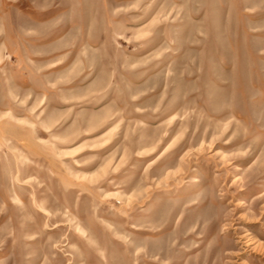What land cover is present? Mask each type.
Wrapping results in <instances>:
<instances>
[{
	"label": "rangeland",
	"instance_id": "374dc122",
	"mask_svg": "<svg viewBox=\"0 0 264 264\" xmlns=\"http://www.w3.org/2000/svg\"><path fill=\"white\" fill-rule=\"evenodd\" d=\"M0 264H264V0H0Z\"/></svg>",
	"mask_w": 264,
	"mask_h": 264
},
{
	"label": "crops",
	"instance_id": "0c3cea01",
	"mask_svg": "<svg viewBox=\"0 0 264 264\" xmlns=\"http://www.w3.org/2000/svg\"><path fill=\"white\" fill-rule=\"evenodd\" d=\"M56 1H59V0H56ZM65 1H66V0H62V2H65ZM50 6H51L52 9L55 7V5H54L53 2H51L49 5L47 4V7L50 8ZM64 7H65V6H64ZM64 7L62 6V8H64ZM58 12H59V8H57V11H56V12H55V11H51V12H49L47 21H51L52 19L57 18V17H58V14H60V12H59V13H58ZM63 13H64V10H63ZM54 23L56 24L57 21H55ZM52 26H53V25H52ZM53 27H54V26H53ZM53 27L49 28V30H52ZM58 27H59V21H58V23H57V25H56V28H58Z\"/></svg>",
	"mask_w": 264,
	"mask_h": 264
}]
</instances>
